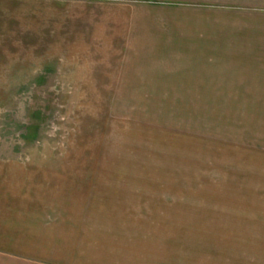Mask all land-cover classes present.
<instances>
[{
  "label": "rangeland",
  "instance_id": "1",
  "mask_svg": "<svg viewBox=\"0 0 264 264\" xmlns=\"http://www.w3.org/2000/svg\"><path fill=\"white\" fill-rule=\"evenodd\" d=\"M96 1L0 0L25 243L50 264H264V95L113 94L133 90L102 70Z\"/></svg>",
  "mask_w": 264,
  "mask_h": 264
},
{
  "label": "crops",
  "instance_id": "2",
  "mask_svg": "<svg viewBox=\"0 0 264 264\" xmlns=\"http://www.w3.org/2000/svg\"><path fill=\"white\" fill-rule=\"evenodd\" d=\"M95 6L105 10L97 30L106 33L111 57L102 70L124 81L120 89L133 90L113 94L264 95V0H104ZM221 81L225 91H209ZM4 173L0 264H50L25 243L30 237L18 223L23 186Z\"/></svg>",
  "mask_w": 264,
  "mask_h": 264
}]
</instances>
